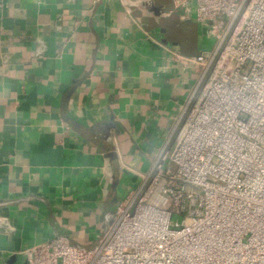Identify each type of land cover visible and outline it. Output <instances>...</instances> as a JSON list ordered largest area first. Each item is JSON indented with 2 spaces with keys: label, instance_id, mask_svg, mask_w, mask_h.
Returning <instances> with one entry per match:
<instances>
[{
  "label": "crops",
  "instance_id": "0c3cea01",
  "mask_svg": "<svg viewBox=\"0 0 264 264\" xmlns=\"http://www.w3.org/2000/svg\"><path fill=\"white\" fill-rule=\"evenodd\" d=\"M174 0H0V264L93 249L172 143L210 52Z\"/></svg>",
  "mask_w": 264,
  "mask_h": 264
},
{
  "label": "built area",
  "instance_id": "2783aa9c",
  "mask_svg": "<svg viewBox=\"0 0 264 264\" xmlns=\"http://www.w3.org/2000/svg\"><path fill=\"white\" fill-rule=\"evenodd\" d=\"M174 2L215 39L176 137L95 248L56 236L30 264H264V0Z\"/></svg>",
  "mask_w": 264,
  "mask_h": 264
}]
</instances>
